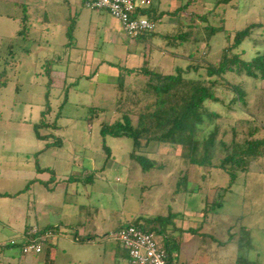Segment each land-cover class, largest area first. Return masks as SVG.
<instances>
[{
    "label": "rangeland",
    "instance_id": "rangeland-1",
    "mask_svg": "<svg viewBox=\"0 0 264 264\" xmlns=\"http://www.w3.org/2000/svg\"><path fill=\"white\" fill-rule=\"evenodd\" d=\"M152 1L155 9L167 13L189 6L177 16L164 15L157 23L152 45L133 41L113 47L103 46L98 32L88 40L89 15L96 12L85 8L82 0H0V84L6 83L0 91V264H35L30 263L33 255H24L18 244L27 229L37 227L34 203L39 200L57 211L56 219L76 225L75 230L60 234L58 258L51 264H88L86 258L91 260L89 264H118L127 255L112 236L120 224L139 216L167 217L169 213L175 214L179 229L175 234L182 246L177 253L178 264H235L238 258L264 264V157L253 161L247 172H239L235 184L226 190L230 177L225 171L188 166L180 147L151 144L145 153L161 168L144 172L130 157L132 139L103 137L100 132L102 123L119 119L116 101L122 70L171 73L177 65L186 67L190 63L186 58L195 51L198 57L217 64L228 37L250 24L264 26V0ZM81 11L84 17L77 27L75 17ZM193 14L206 20L197 17L194 22ZM23 23L29 26L27 40L19 36ZM179 23L194 25V37L202 43L177 52L169 46L162 36ZM263 33L264 27L257 29L253 41L247 40L239 48L245 60L264 51ZM75 39L96 52L94 60L75 63L73 56L71 63L62 64L69 67V78L62 80L66 87H59L61 81L54 86L47 74L48 64L59 57L64 60L61 47ZM88 69L90 75L86 77ZM124 72L126 90L144 83L141 75ZM226 78L247 90L249 112L239 105L229 112L208 105L223 114L217 122L221 127L218 140L228 145L234 126L240 140L255 127L257 136L264 137V81L236 74ZM219 97L228 103L233 95L220 93ZM48 107L51 113L47 121L60 126L54 133L63 141L62 147L47 149L53 138L44 140L36 135L35 125L42 122ZM212 129L206 123L199 138H205ZM40 132L49 134L47 128H40ZM104 146L110 148L111 158ZM216 148L217 155L222 156L223 148ZM37 166L54 173L38 172ZM187 170L190 181L184 179ZM37 175L50 178L52 189L39 181L32 183ZM81 202L89 207L79 210L77 203ZM99 226L104 231L99 230V235L105 233L102 238L110 240L108 245H100L103 239L99 235L98 245L75 242L77 231L84 234L85 227L87 236ZM12 242L17 244L11 246Z\"/></svg>",
    "mask_w": 264,
    "mask_h": 264
},
{
    "label": "trees",
    "instance_id": "trees-1",
    "mask_svg": "<svg viewBox=\"0 0 264 264\" xmlns=\"http://www.w3.org/2000/svg\"><path fill=\"white\" fill-rule=\"evenodd\" d=\"M188 6L186 4L177 8L174 12L168 13L148 7L139 9L138 15L158 23L162 21L164 15L177 16L183 10H186L185 8H188ZM193 16H195L192 18L194 22L197 17L202 21L206 20L203 15L197 16V14H193ZM263 27L261 24H250L245 29L236 31L232 38L228 37V45L223 49L221 60L217 64H210L206 57H198L195 51V54L186 58L188 63L190 62L186 67L177 65L174 71L168 74L158 72L155 69L122 70L120 74L121 82L117 86L118 97L116 101V113L119 119L114 123H102L101 135L103 137L112 136L132 139L133 150L130 157L144 172L161 168L153 158H150L145 153L151 144L159 143L173 148L180 147L182 150L181 157L188 166L199 165L205 168H218L225 171L230 177L229 186L226 190H230L235 184L239 172H247L253 161L264 157V137L260 138L257 136V134L259 135L258 128L255 127L249 131L246 138L240 140L239 132L234 126L232 128L233 136L231 142L226 145L224 140H218L221 127L217 122L223 118V114L213 110L208 105L219 106L225 112H229L236 105H239L244 111L249 112L247 110L249 96L247 90L242 85L228 82L226 77L230 74H236L264 81V51H258L251 60H245L239 52L242 44L247 40L253 41L256 30ZM195 30L196 27L194 25L184 26L179 23L174 30L163 35L162 39L177 52L186 46H195L198 43H202V39L197 36L194 37L193 31ZM210 33L213 35L215 30L210 31ZM156 34L155 31L145 34L136 41H143L146 38L156 36ZM19 36L25 40L29 37V26L27 23H23ZM207 46L209 47L208 43ZM54 63V61H51L47 68L50 84L55 81L52 76ZM124 71L132 75H141L144 83L138 87L135 84L131 85L126 90ZM5 85V82L0 84V91ZM220 93L225 95L230 93L233 97L226 103L224 99L219 97ZM97 110L103 111L101 109ZM50 113L51 111L48 107L42 114V122L35 125V132L39 139L50 140V138H53V142L47 145V149L63 146L61 138L54 133L60 129V126L57 122L49 123L47 121V116ZM206 123H209L213 129L205 138L200 139V128ZM40 128H47L49 134L43 135L40 132ZM217 145H220L224 150V154L222 156L219 155L220 157L216 152ZM104 148L109 158H111L110 148L107 146H104ZM37 170L38 172L54 173L52 169L41 168L40 166H37ZM184 179L190 181L189 170L186 171ZM72 180L70 179V181ZM34 182L35 180L32 181V183ZM50 182L52 180L44 182V185L52 189ZM174 219L175 214L173 213H169L167 217L139 216L120 224L117 232L129 225H134L144 231L154 233L162 239L168 263L178 264L179 256L177 253L181 250V244L175 235L176 230L179 229L176 228ZM170 228L173 230L170 231ZM32 231L27 229L23 241L18 244L23 254V245L28 241V238L37 237L47 231H52L54 237L56 236L57 228L52 227L47 230H38L36 234H29ZM191 232L193 234L195 231L191 230ZM49 239L40 241L42 247ZM92 240L93 238L80 239V241ZM16 244L10 245L14 246ZM237 264L254 263L250 261L241 262L238 258Z\"/></svg>",
    "mask_w": 264,
    "mask_h": 264
},
{
    "label": "crops",
    "instance_id": "crops-1",
    "mask_svg": "<svg viewBox=\"0 0 264 264\" xmlns=\"http://www.w3.org/2000/svg\"><path fill=\"white\" fill-rule=\"evenodd\" d=\"M150 1H151L150 7H153V1L152 0H150ZM82 2H84V0H82ZM91 11L96 12V14L89 15V17H90L89 24H88V28L86 29V31H88V37H87L88 40H90V38L92 37V33L98 32L99 37L98 36L97 37L99 39H101V41L103 42V46H105V45L113 46V47L124 46L126 43L133 42V41H130L126 37V35L124 34V32L122 30L121 24L116 19H114L107 11H103V10H100V11L91 10ZM83 13H84V11H81V12H77V14H76L75 18L77 20V23H76L77 27L79 26L82 15L84 17ZM155 39H156V36L146 38L143 41H134V42L135 43L137 42L139 44L143 43V44L149 46V45H152V42ZM72 43H70L69 45L66 44V45L61 47L60 54L64 55L63 57H65V58L63 60L61 57H59L57 59V62L54 63V66L52 69V76L55 79L54 86H56L57 82L61 81L62 86H59V87H62V88L66 87V85L64 84V81L62 82V80H67L69 78V67H65L62 64L71 63L73 56H75V58L73 59V61L75 63H77V62L91 63L92 60H94V56H95L96 52L94 50L90 49L89 46L84 47L85 45L81 44L79 39H75V41ZM163 54H165V53H163ZM164 66H166V65H164ZM165 74H168V73H165ZM89 75H90V71L88 69V73H85L84 76L88 77ZM33 180H35V182L39 181L40 183L44 184V182H48L50 180V178L49 179H43V178H39V175H37L33 178ZM76 190H77L76 195L80 196L81 193H80L79 189H76ZM65 194H66V197L69 195V188L68 187L65 189ZM82 203L83 202L77 203V205L79 206L78 207L79 210L84 209L86 207H89V206L84 205ZM66 204H67V201L65 199L64 205L67 206ZM34 207H35V212L38 215L37 227L34 230H47V229L53 227V228H57V233H56V236L52 237L47 242H45V244L43 245V252L41 254L33 255V260H32L33 262H30V263L51 264V262H55V260H57V258H58L57 247L59 246V243H60V237H61L60 234H64V233L67 234V232L73 228H74L73 230H75L76 225L71 223V222L64 223V221H62L61 219H56L57 218V216H56L57 211L55 212V210H53V207L50 206V204L46 203L45 201H41V200L35 201ZM52 212H53V214H52ZM50 215H53L52 219H50ZM85 224H86V225H84L85 227L88 226L87 225L88 221H85ZM77 227H78V224H77ZM85 227L83 230L84 234H80L77 231V233L75 234V236H76L75 242H81L80 241L81 238H86V239L93 238L92 241H86L87 243H85L84 245H86V244H88L89 246H92L94 244L98 245L96 237H97V235H99V233H98L99 230H100V232H104L103 228H101L100 226L97 228H94L93 234H91L92 232H90V230H89L88 235L85 236L86 232L88 231V230H86ZM181 230H183V232H184L183 228H181ZM115 233L116 232H113L112 236H115ZM24 234H25V232H24ZM105 235H106L105 233H101L98 236V237H100V240L103 239V241L100 245H108L110 243V240H108L106 238H102ZM115 240L118 242V240L116 238H115ZM64 241H66L65 242L66 244L69 242V240H67V239ZM70 243H71V241H70ZM181 248H182V246H181ZM83 252L89 253V251H87V250H84ZM109 253L113 257L114 262L117 261L116 254L113 253L112 250ZM128 260H129L128 255H125L124 259L121 260L118 264H129ZM86 261L89 264V262L91 260H89V258H86ZM235 264H237V261Z\"/></svg>",
    "mask_w": 264,
    "mask_h": 264
},
{
    "label": "built area",
    "instance_id": "built-area-1",
    "mask_svg": "<svg viewBox=\"0 0 264 264\" xmlns=\"http://www.w3.org/2000/svg\"><path fill=\"white\" fill-rule=\"evenodd\" d=\"M150 5V0H84L87 9L107 11L116 19L130 41H136L141 36L156 31V21L138 15L139 9L148 8ZM37 232L38 230H33L29 234ZM51 237L53 232L47 231L37 237L28 238L23 245L24 254H41L43 247L40 241ZM115 238L126 251L129 264H169L162 240L154 233L129 225L116 232Z\"/></svg>",
    "mask_w": 264,
    "mask_h": 264
}]
</instances>
